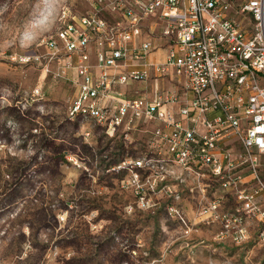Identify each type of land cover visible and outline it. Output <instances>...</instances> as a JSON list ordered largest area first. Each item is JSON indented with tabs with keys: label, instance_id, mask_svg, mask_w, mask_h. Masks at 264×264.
<instances>
[{
	"label": "built area",
	"instance_id": "2783aa9c",
	"mask_svg": "<svg viewBox=\"0 0 264 264\" xmlns=\"http://www.w3.org/2000/svg\"><path fill=\"white\" fill-rule=\"evenodd\" d=\"M91 6L78 17L63 8L55 34L23 62L40 66L52 82L72 83L77 95L68 116L111 138L121 132L116 138L138 142L133 132L157 125L147 144L139 141L113 170L130 173L142 203L145 191L162 196L186 234L194 225H216L220 240L264 245V0H93ZM149 19L161 25L163 61L149 59L158 47L154 33L138 41ZM133 84L142 90L131 94ZM184 201L194 203L195 224Z\"/></svg>",
	"mask_w": 264,
	"mask_h": 264
},
{
	"label": "rangeland",
	"instance_id": "374dc122",
	"mask_svg": "<svg viewBox=\"0 0 264 264\" xmlns=\"http://www.w3.org/2000/svg\"><path fill=\"white\" fill-rule=\"evenodd\" d=\"M92 2L0 0V264H264L254 238L235 244L216 229L207 241L197 236L204 226L186 234L159 194L145 191L142 203L130 173L113 171L141 143L83 130L66 113L76 87L23 62L55 34L63 8L78 17ZM154 130L144 125L135 139Z\"/></svg>",
	"mask_w": 264,
	"mask_h": 264
},
{
	"label": "crops",
	"instance_id": "0c3cea01",
	"mask_svg": "<svg viewBox=\"0 0 264 264\" xmlns=\"http://www.w3.org/2000/svg\"><path fill=\"white\" fill-rule=\"evenodd\" d=\"M144 24H145V29H144V31H143V35L141 36V38L138 40V41H141V40H143L145 37H147V38H149V40H152V37H151V35H149V34H147L148 33V31H151L152 33H154L155 35V38L156 39H154L153 40V44L154 45H157L158 47L156 48V51H154V52H152L150 55H149V59H150V61H154V62H157V61H163L164 60V58H165V56H166V53H167V51H168V48L165 46V41L160 37V29H161V25H160V23H158L157 21H156V19H149V20H146L145 22H144ZM157 52H159V53H164V56H163V58L162 59H158V58H155V55H156V53ZM72 75V78H74V80H76V76H75V73H72L71 74ZM62 81V80H61ZM64 81V80H63ZM66 81V80H65ZM64 81V82H65ZM68 82V81H67ZM154 81H152L151 83H148V85H147V87H149L150 89L151 88H154ZM142 87H143V85L142 86H140V84H133L132 86H130L129 88H127L129 91H130V93L131 94H134V92L135 91H140V90H142ZM126 90V89H125ZM151 125V126H153L154 128H156L157 127V125L156 124H154V123H146V124H144V125ZM144 125L142 126V128L140 129V130H142L143 129V127H144ZM81 127H85L83 130H87V129H89L88 128V124H86V125H82ZM99 129V128H98ZM140 130H138V131H140ZM137 131H135V132H133V134H132V139H135V133H136ZM134 137V138H133ZM145 139V138H144ZM144 139H142V140H138V141H143ZM135 140H137V139H135ZM145 140H147V139H145ZM117 156V155H116ZM115 157V156H114ZM184 205L186 206L185 207V209H184V211H185V213H186V215H187V217L188 218H190V219H192V218H194L195 216H194V212H193V210H192V206L189 204V202H187V201H184ZM196 218H194V220H195ZM216 229H217V227H216V225H211V226H208L207 228H202V231H200L199 232V234H197V236L198 237H200V238H203V239H205V240H207L208 241V239H211V238H213V235L216 233ZM228 243V242H227ZM229 244V243H228ZM225 244V247L226 248H231V247H234V246H232L231 244ZM234 248H236V247H234ZM233 248V249H234Z\"/></svg>",
	"mask_w": 264,
	"mask_h": 264
}]
</instances>
